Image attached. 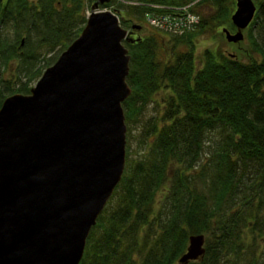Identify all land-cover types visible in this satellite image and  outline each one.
Returning a JSON list of instances; mask_svg holds the SVG:
<instances>
[{"label":"trees","instance_id":"1","mask_svg":"<svg viewBox=\"0 0 264 264\" xmlns=\"http://www.w3.org/2000/svg\"><path fill=\"white\" fill-rule=\"evenodd\" d=\"M128 1H197V9L210 11L197 10V30L168 39L172 51L165 58L155 34L124 40L133 89L123 102L126 121L141 115L162 87L171 94L147 131V152L136 160L127 152L123 178L92 228L80 264H175L192 234H205L206 252L188 264H258L255 252L241 253L245 228L264 234V0H254L258 9L249 26L250 51L257 55L242 60L207 48L200 66L195 37L211 20L228 22L235 0ZM118 5L111 9L121 15L124 4ZM134 5L126 13L145 16L147 7ZM84 7L85 0H0V108L6 91L30 93V82L42 74L39 54L34 47L24 50L22 41L34 34L48 48L69 46L85 27ZM5 29L22 31L15 44L4 40ZM16 58L26 80L10 89L1 67Z\"/></svg>","mask_w":264,"mask_h":264},{"label":"water","instance_id":"2","mask_svg":"<svg viewBox=\"0 0 264 264\" xmlns=\"http://www.w3.org/2000/svg\"><path fill=\"white\" fill-rule=\"evenodd\" d=\"M110 1L95 0L79 36L30 93H14L0 108V264H80L123 178V102L133 91L124 40L132 39L115 12L99 9ZM235 1L236 31L222 33L240 44L258 7ZM205 244V234H192L178 262L202 259Z\"/></svg>","mask_w":264,"mask_h":264},{"label":"rangeland","instance_id":"3","mask_svg":"<svg viewBox=\"0 0 264 264\" xmlns=\"http://www.w3.org/2000/svg\"><path fill=\"white\" fill-rule=\"evenodd\" d=\"M114 1V2H113ZM95 0H85V7H84V14L87 18L88 14L91 11V7ZM108 3H112L111 6H105L104 4H101L99 9L100 10H111V7L119 6L118 4H124L121 8L122 14L119 15L121 23H124L126 26L128 24L134 23H141L145 22L148 26L151 27L152 31L146 30L145 32H142L141 37H145L148 35H151L152 33H155V35L158 36L159 41H161V50L160 51V57L165 58L167 55L171 53V46L168 44V39H170L171 35L168 32H164L163 30L157 29L153 27L147 19L145 20V16L143 15H135L133 13H126V10L128 9V6L130 4H135L134 6L139 7H147L146 10V16L147 14L158 12L156 8H153L150 4H144L139 2H133L128 0H111ZM197 3L195 4L194 10H196L197 13L200 14V12H208V8L199 6L198 9L196 8ZM166 10L170 11V9H163L161 12H165ZM200 12H198V11ZM236 10V2L234 9L232 13L229 16L228 22H217V21H209V24L206 25L202 30V32L198 33V35L195 37V45H196V63L198 66L201 64V53L204 49L210 48L214 51H222L226 54H232L236 55L238 58H241L242 60H248V56H256V53H253L250 47V40H249V31L250 28H248L245 31V40L240 44H234L227 41L224 34H222V30L224 27H228L232 32L236 31V27L232 22L231 16ZM128 12V10H127ZM215 12H213L214 14ZM201 15V14H200ZM216 14H214L215 16ZM142 16V17H141ZM124 27V26H123ZM130 27V28H131ZM197 30V29H196ZM18 31V30H17ZM14 33L11 29H5L4 30V40L8 44H15V39L17 38V34L19 32H22L21 30ZM157 32L160 34L158 35ZM193 32V31H192ZM16 34V36H15ZM24 36V37H23ZM22 38H26V34H23ZM20 38V39H22ZM30 43V44H27ZM25 41L22 47H24V50L35 48L37 53L39 54L38 58V68L39 70L43 72L54 64L59 56L62 54V52L68 47L65 45H58L54 49H51L50 47L46 45H41L43 43H40L38 41L36 35H32L30 41ZM125 44V43H124ZM1 50V49H0ZM247 52V53H246ZM259 57V56H258ZM3 66L1 67L2 72V78L5 80L6 84L10 85V89H16L21 85L20 79H22V82H25L26 76L24 74H21L18 71V68L20 66V61L18 58L16 59H10L6 63H2ZM41 74V75H42ZM39 77L33 81L30 82V87L34 86ZM6 95L10 96L14 93H21V92H10L6 91ZM171 94V90L169 88L162 87L160 91H158L154 96L152 101L146 106L144 109V112L141 115L135 116L131 121H126L127 124V152L130 154V157L133 160H136L140 158L142 155H144L147 150L149 149V142H150V136L146 137L147 131L150 127V124L152 122H155L157 119L161 117V115L164 112L165 106H166V97ZM244 248L241 253L242 258L245 257H251V253L255 252V255L257 258H260L258 260V264H264V234H259L257 231L254 233V230L252 229L251 225L249 228H245V235H244ZM175 264H180L178 261Z\"/></svg>","mask_w":264,"mask_h":264},{"label":"built area","instance_id":"4","mask_svg":"<svg viewBox=\"0 0 264 264\" xmlns=\"http://www.w3.org/2000/svg\"><path fill=\"white\" fill-rule=\"evenodd\" d=\"M197 1L185 5L167 6L150 4L158 12L147 14V21L155 28L174 35H184L195 31L201 23V16L194 10ZM163 9L165 12H161Z\"/></svg>","mask_w":264,"mask_h":264},{"label":"flooded vegetation","instance_id":"5","mask_svg":"<svg viewBox=\"0 0 264 264\" xmlns=\"http://www.w3.org/2000/svg\"><path fill=\"white\" fill-rule=\"evenodd\" d=\"M137 24L141 25L140 29L133 28V25H137ZM133 25L131 28L130 27L128 28V30H129L128 37H131L134 39H137L138 37L140 38L142 32H145L146 30L152 31L151 27L148 26L147 23H145V22L134 23ZM152 34H155V33H152ZM157 34L160 35L158 32H157Z\"/></svg>","mask_w":264,"mask_h":264},{"label":"bare ground","instance_id":"6","mask_svg":"<svg viewBox=\"0 0 264 264\" xmlns=\"http://www.w3.org/2000/svg\"><path fill=\"white\" fill-rule=\"evenodd\" d=\"M124 1V0H123ZM154 4H158V3H154ZM162 5H165V4H162ZM168 6V5H167ZM171 6H174V5H171ZM145 19H146V13H145Z\"/></svg>","mask_w":264,"mask_h":264}]
</instances>
